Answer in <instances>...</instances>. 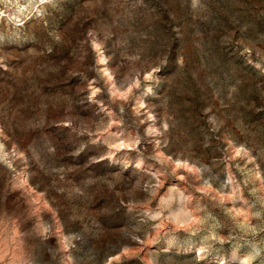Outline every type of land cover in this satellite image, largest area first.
Returning <instances> with one entry per match:
<instances>
[{
	"label": "rangeland",
	"instance_id": "374dc122",
	"mask_svg": "<svg viewBox=\"0 0 264 264\" xmlns=\"http://www.w3.org/2000/svg\"><path fill=\"white\" fill-rule=\"evenodd\" d=\"M0 264H264V0H0Z\"/></svg>",
	"mask_w": 264,
	"mask_h": 264
}]
</instances>
